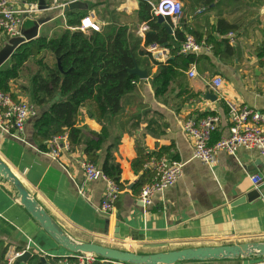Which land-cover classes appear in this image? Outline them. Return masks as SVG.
I'll list each match as a JSON object with an SVG mask.
<instances>
[{
	"label": "crops",
	"instance_id": "1",
	"mask_svg": "<svg viewBox=\"0 0 264 264\" xmlns=\"http://www.w3.org/2000/svg\"><path fill=\"white\" fill-rule=\"evenodd\" d=\"M13 1L26 6L39 0ZM51 1L46 0L49 5ZM72 1L86 4L85 7L70 9L75 10L73 18L87 10L88 15L103 27L120 16L133 25L135 35L141 39L136 65L147 76H139L135 89L124 96L123 110L101 123L87 107H82L77 123L87 136V130L101 132L103 125L108 128V137L98 152L100 158L96 165L101 168L110 149L122 168L123 186L114 210L101 209L106 182L103 179L86 182L81 164L89 159L83 146L63 150L59 159L50 157L41 148L34 136L37 116L26 122L22 132L0 131V158L18 175L40 205L79 240L140 253L264 241V182L255 185L250 177L254 173H264V156L257 150L243 147L234 154L219 150L215 163L210 165L194 157L191 140L183 129V122L190 116L217 113L220 121L212 140L228 132L225 104L218 96L216 101L207 97L208 92L216 94L210 84L215 75L223 78L221 91L225 95L241 105L264 111V56H261L264 0H180L184 10L180 20L176 25L171 18L165 20L171 32L158 21L171 33V43L179 48L182 43L177 42L176 30L207 43L210 35L217 40L223 38L216 31L218 25L221 29L227 25L234 26L225 35L232 52L215 54L209 44L210 50L190 53L195 57L184 71L183 84L175 83L174 89L165 95L155 93L151 80L159 64L166 63L171 57V48L161 44L169 51L164 62L150 54L146 35L148 31H156L150 26L145 36L138 32L147 22L139 20L137 15L140 0H56L57 6L40 9L32 15L41 23L39 36L52 37L64 29L75 28L68 24L66 11L69 9L62 6ZM148 1L151 4L158 0ZM229 33H232L231 37ZM196 34L202 38H197ZM9 38L0 31V49ZM192 68L197 71L194 77L189 76ZM36 71L37 65L32 60L23 66L20 77L11 82L10 91L15 97L33 102L32 77ZM189 94L193 96L186 99ZM139 149L144 154H151V159L160 156L185 163L182 178L157 194L148 208L140 202V190L136 191L135 185L147 170L148 182L153 170L151 159L144 168L138 172L135 170L133 164L139 158ZM252 191H256L258 196L235 204L237 199ZM117 224L119 232L116 231ZM0 242L8 248L5 262L0 264H6L16 252L26 251L31 256L27 261L16 260L17 263L77 262L76 257L61 247L31 216L1 176ZM247 260L252 259L183 264H242Z\"/></svg>",
	"mask_w": 264,
	"mask_h": 264
},
{
	"label": "trees",
	"instance_id": "2",
	"mask_svg": "<svg viewBox=\"0 0 264 264\" xmlns=\"http://www.w3.org/2000/svg\"><path fill=\"white\" fill-rule=\"evenodd\" d=\"M74 11L69 9L66 16L68 24L77 27L88 12L84 10L79 17L73 18ZM137 15L139 20L147 21L156 31L147 32L146 44L158 42L171 48V57L166 63L159 64L151 80L155 93L165 95L174 89L175 83L183 84L184 71L195 55L180 53V48L171 43V33L158 22L148 0H140ZM233 29V25H227L224 29L218 25L216 31L223 38L217 40L212 35L208 37L206 42L213 46L215 54L232 52L225 35ZM175 35L179 43L187 36L180 30H176ZM196 36L202 38V35ZM140 44L141 39L135 35L133 25L120 16L101 26L99 31L67 28L52 37L40 35L21 44L0 67V90L10 91L11 82L20 77L23 66L28 61H34L37 71L32 77L31 96L39 109L35 139L46 151L48 139L53 135L68 133L71 149L83 146L89 161L97 164L100 158L98 152L108 137V128L103 125L101 132L87 130V136L84 128L77 125L80 109L87 107L101 123L123 110L122 99L135 89L139 79V75L131 73V70L137 64ZM261 50V56H264V45ZM187 95L186 99L193 96ZM139 152V158L133 164L137 172L151 159V154H144L140 149ZM101 169L122 189V168L110 149ZM146 177H149L148 170L136 183V191L141 190ZM7 250L0 242V263L5 262Z\"/></svg>",
	"mask_w": 264,
	"mask_h": 264
},
{
	"label": "built area",
	"instance_id": "3",
	"mask_svg": "<svg viewBox=\"0 0 264 264\" xmlns=\"http://www.w3.org/2000/svg\"><path fill=\"white\" fill-rule=\"evenodd\" d=\"M151 5L155 16L162 15L165 18H171L175 25L184 13L183 4L180 0H158L155 3L151 2ZM55 6H57L56 0H52L50 8ZM39 10L38 3L20 6L13 0H0V31L7 34L8 37L20 35L24 18L27 16L32 17ZM85 21H88V23L86 24ZM75 28L83 31L88 29L99 31L101 25L95 21L93 16L87 15L81 19L80 24ZM149 29V23L144 22L138 32L145 36ZM229 36L231 37L232 33H229ZM204 49L210 50L211 45L198 41L192 34L187 35L180 46V52L183 54L200 53ZM148 50L158 61H166L169 55L168 49L157 42L149 44ZM196 75L195 68L189 70L190 77ZM210 84L226 106V116L229 121L228 132L220 138L212 140L220 121V116L217 113L200 117L190 116L185 119L183 129L191 140L194 157L212 165L215 163L217 151L224 150L234 154L241 147L248 150H257L258 153L264 156V111L241 105L225 95L221 91L223 78L220 75H215ZM37 114L38 110L34 102L23 97L17 98L11 91L0 90L1 132H22L26 122L30 118L36 117ZM47 148L46 153L50 157L59 159L63 150L69 151L71 149L68 133L52 136L47 141ZM81 166L85 173L86 182L98 179H103L106 182L101 209L103 211L114 210L115 203L121 193L118 184L91 161L83 160ZM151 167L153 170L151 179L142 186L139 192V200L144 208H148L153 203L157 194L163 193L182 178L185 163L171 161L166 157H154L151 159ZM250 177L255 185L264 182V173H254ZM80 192L84 193L82 188H80ZM22 254V252L14 253L9 257L6 264H24L16 261ZM75 257L77 259L75 264H128L99 258L93 254H78ZM242 264H264V258L247 260Z\"/></svg>",
	"mask_w": 264,
	"mask_h": 264
},
{
	"label": "water",
	"instance_id": "4",
	"mask_svg": "<svg viewBox=\"0 0 264 264\" xmlns=\"http://www.w3.org/2000/svg\"><path fill=\"white\" fill-rule=\"evenodd\" d=\"M40 9H50L46 0H39ZM86 4L80 1H72L65 7L66 10L85 7ZM158 21L163 23L171 32V27L165 23L166 18L157 16ZM40 21L36 18L25 17L21 26V34L10 37L0 49V67L11 57L16 49L23 43L39 37ZM60 66V60H58ZM142 78L147 76L146 72L137 65L131 70ZM207 97L212 101L217 100V95L211 92ZM0 176L11 187L17 195L20 203L31 214V216L45 229V231L70 255L93 254L99 258L111 259L128 264H183L195 261L210 260H236V259H257L264 258V241H248L224 245H207L197 247H184L172 250L157 251L151 253H140L124 250L113 246L103 245L91 241L76 239L70 235L55 218L43 208L32 193L25 187L18 175L11 167L0 158ZM258 196L252 191L235 201V204L246 202ZM119 232V224H117ZM30 252L26 251L18 257V261H27Z\"/></svg>",
	"mask_w": 264,
	"mask_h": 264
},
{
	"label": "snow or ice",
	"instance_id": "5",
	"mask_svg": "<svg viewBox=\"0 0 264 264\" xmlns=\"http://www.w3.org/2000/svg\"><path fill=\"white\" fill-rule=\"evenodd\" d=\"M85 23L87 24V23H88V21H85Z\"/></svg>",
	"mask_w": 264,
	"mask_h": 264
},
{
	"label": "rangeland",
	"instance_id": "6",
	"mask_svg": "<svg viewBox=\"0 0 264 264\" xmlns=\"http://www.w3.org/2000/svg\"><path fill=\"white\" fill-rule=\"evenodd\" d=\"M74 262V261H73Z\"/></svg>",
	"mask_w": 264,
	"mask_h": 264
}]
</instances>
